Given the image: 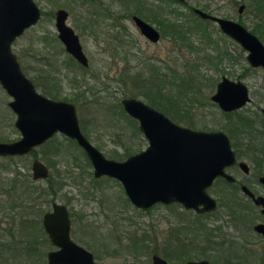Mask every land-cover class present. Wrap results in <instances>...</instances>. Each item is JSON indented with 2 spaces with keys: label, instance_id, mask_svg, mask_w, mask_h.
<instances>
[{
  "label": "rangeland",
  "instance_id": "obj_1",
  "mask_svg": "<svg viewBox=\"0 0 264 264\" xmlns=\"http://www.w3.org/2000/svg\"><path fill=\"white\" fill-rule=\"evenodd\" d=\"M136 1L140 0L127 3L123 0H35L45 13L13 44V50L18 53L19 61L27 76L40 82L37 85L39 91L45 92L39 78L41 74H51L61 79L59 81V96L66 97L69 101H71L74 89L69 83L67 75L76 81L80 87L79 90H85L88 99L86 103L81 104V100L73 101L76 105L79 124L83 132L89 134L91 141L104 154L122 159L126 156L125 147L130 146V151L136 152L147 145L144 135L140 130H134V126L124 115L117 100L125 96V93L128 95V92L134 89L131 80H139L135 72H141L145 77L150 76L151 64H156L161 70L160 73H165L168 78L174 74L175 84H167V91L174 97L185 100L191 107L194 124L189 125L185 120L177 123L199 129L227 131L222 113L215 104L210 102L209 98L222 75L231 79H238V76H241L240 79L249 85L252 99L240 109V112L254 114L256 118L262 120V117L258 115V109L260 105L264 104V71L260 67H252L249 64L246 50L237 41L223 33L213 21H205L191 14L187 4L172 3L168 0H148L149 5L154 7L153 4H155L158 7L156 10L160 14L166 13L167 15L170 9H174L175 12H171L170 17L176 18V11H178L182 20L189 22L192 26V30L185 32L184 36L174 38L164 34L161 35L158 42H150L139 32L131 17L119 15L121 12L126 13L135 9ZM233 1L187 0L189 4L209 9L212 13L220 16L240 20L249 29L252 28L255 22L260 20V16L255 9L246 5L245 0ZM241 4H245V7L239 11L238 8ZM57 7H64L69 11L67 22L79 35L83 49L89 58L91 72H84L62 51L63 45L58 39L55 27L54 12ZM109 10L111 17H104L103 15ZM142 11L150 17L155 14L153 9ZM113 18L116 19L115 23ZM151 23L158 26L154 20H151ZM262 40L264 42V36ZM125 69H127V73H122ZM124 76L126 81H120ZM119 77L121 78L119 79ZM183 83L187 85L182 86ZM137 96L144 99L143 95ZM9 99L11 96L0 85V140H11L20 135L14 125L15 113L7 104ZM200 102L204 104L201 105ZM182 114L188 113L183 110ZM135 124L138 125V122L136 121ZM57 137L64 141V135L58 133ZM253 143V145L261 147L264 141L255 138ZM52 148H54L53 144L50 146L39 145L36 147L37 154L41 158L50 155L48 151H51ZM76 153L84 157L79 150ZM251 158H248V161L254 162ZM31 159L30 156L26 159L15 157V166L23 171L24 164L30 165ZM70 159L71 156H65L62 161L63 165L59 166L63 173L68 170ZM3 163L11 165L7 158L0 157V166ZM88 168L90 170L91 165ZM74 169L78 168L74 166ZM10 176L9 171H3L0 168V181L7 182L6 180ZM237 177L251 178L240 173ZM85 179L88 180L87 185L80 188L67 181L62 191H58V198L60 199V196L66 193L81 194L85 192L87 186L92 185L90 177ZM100 179L98 183L102 186L90 187L88 190H93L94 194L99 196L98 199L105 202L100 204L93 202L85 210L93 207L94 211H100L101 226L110 231V234L99 235V241L108 246L107 251L116 248L121 253L105 252L104 254L99 247L97 252L101 254V258L98 259L97 264H149L150 250H143L142 245L149 243V248H152L157 237L161 240L160 227L166 228L169 224L166 218L174 220L175 214L179 212L180 224H183L185 221L187 222L186 213H189L190 217L193 216V211L187 212L182 205L177 203L170 205L159 203L153 206L148 213L134 207L130 202H127L124 207L120 204V200L125 196L121 183L108 176ZM37 182H41L45 186L47 183L41 178L37 179ZM84 184L86 183L84 182ZM258 188L260 187L258 186ZM103 190L106 192L103 193ZM50 197L51 195L48 196V198ZM120 197L122 198L120 199ZM0 200L3 198L0 197ZM2 204L4 207L0 208V211H6L7 202H0V206ZM47 206H50V202L45 199L42 208ZM218 210L220 211V207ZM148 221L149 225H146ZM2 226H6L5 223H2ZM145 231L151 237L147 240L148 243L144 241L147 236ZM117 232L119 234H115ZM0 234L4 238L2 241H5V245L0 247V250L2 249L0 264H46L41 247L36 246L40 256H35L34 251L28 253L22 248L24 243L16 246L12 241H9V236L7 237L3 229H0ZM38 239L42 240V247L45 249L48 244L44 240V234L41 233ZM159 239L157 242H161ZM97 241V238H93L95 245ZM250 246L256 248L255 244H250ZM19 247L20 249L17 250ZM257 250L262 254L261 246Z\"/></svg>",
  "mask_w": 264,
  "mask_h": 264
},
{
  "label": "water",
  "instance_id": "obj_2",
  "mask_svg": "<svg viewBox=\"0 0 264 264\" xmlns=\"http://www.w3.org/2000/svg\"><path fill=\"white\" fill-rule=\"evenodd\" d=\"M243 8L244 4H241L239 10ZM193 11L216 22L222 32L237 41L246 50L249 64L264 68V42L246 25L199 6H193ZM67 14L65 8L56 10L58 37L70 54L87 64L79 37L66 22ZM40 15V7L34 0H0V85L11 96L7 104L15 113L14 125L20 132V137L15 140H0V154L24 155L59 131L83 148L96 176L106 174L120 180L135 205L146 208L155 202L177 200L185 207L214 209L215 199L205 191V187L217 175L232 179L224 171L225 165L234 163L236 159L228 135L222 130L180 125L140 99L128 96L121 99L122 107L137 120L140 131L148 140L147 148L126 160L107 158L82 132L75 104L40 93L12 51L14 39L25 28L36 24ZM133 20L149 39L159 38L158 30L150 22L138 15H133ZM212 99L223 109L230 110L243 105L250 97L244 81L223 76ZM262 110L264 112V107ZM240 164L245 166L244 161ZM31 172L32 178L37 180L45 178L49 170L36 157L31 162ZM260 180L264 183V175ZM245 190L256 203H262L264 212V198L254 197L251 191ZM43 225L52 242L58 246L48 252V264L95 263L93 253L70 238L64 205L54 202L53 210L43 216ZM257 227L262 228L263 225ZM152 259L153 264H170L158 255H153ZM187 264L208 262L188 261Z\"/></svg>",
  "mask_w": 264,
  "mask_h": 264
},
{
  "label": "flooded vegetation",
  "instance_id": "obj_3",
  "mask_svg": "<svg viewBox=\"0 0 264 264\" xmlns=\"http://www.w3.org/2000/svg\"><path fill=\"white\" fill-rule=\"evenodd\" d=\"M140 2H141L140 5H138L140 9L142 10L145 9V11L149 10V7L151 5H149L148 0H144V1L140 0ZM184 2H186V0ZM153 5L154 7L153 6L152 7L153 9H155V12H156L155 15L156 14L159 15L158 13L159 11L156 10V8L158 7H156L155 4ZM193 6H196V5H193ZM193 6H191L192 10H193ZM244 7H245V4H244ZM58 8L60 7H57L56 10ZM56 10L54 12V18L56 17ZM204 10L212 13L209 9H204ZM40 11H41V15H40V18H41V16L45 12L41 9V7H40ZM67 12L68 14H67L66 22L69 16V11L67 10ZM144 14L148 15L146 13ZM194 14L202 20L213 21L211 19L202 18L195 12ZM133 15H138L145 21H148L151 23V20L145 17V15L141 13L130 12L129 14L128 13L126 14V16L131 17L132 21L134 22ZM103 16L111 17V11L109 10ZM113 19L115 23L116 19L115 18ZM55 21H56V18H55ZM214 23L217 24L216 22ZM67 24L69 23L67 22ZM134 24L138 28L139 32L144 36V38L150 42H158L159 39L161 38V35H164L159 25L157 26L151 23L159 32V38L157 40H151L140 31L139 27L136 25L135 22ZM32 26L33 25H31L28 28H25L23 33L17 36L12 43V51L16 54L18 60H19V56H18V53L15 50H13V44L17 41L18 38H20V36L24 35V32L26 30H28ZM75 33L77 32L75 31ZM57 36H58V31H57ZM62 48H63L62 51L68 55L69 60H73L74 64H77V66L80 67L84 72L88 73L92 71V69H89L90 68L89 58L87 54L85 53L83 46H82V49L87 57V62H88L87 64H83L77 58H75L72 54H70L65 49L64 45ZM44 61L47 62V60H44ZM252 67H260L264 71V68L262 66H252ZM21 68L23 72L26 74L22 65H21ZM126 70L127 69L122 71V73L126 72ZM49 75L47 74L39 75L40 81L42 83L45 82ZM223 76L225 75H222L220 79L217 81L215 89L210 94L209 98H210V102L215 104L219 108L220 112L222 113V117H224V122H225V125L227 126L228 132L224 131L223 129H215V130H222L228 135L230 143H231V147L235 152L236 159L234 163L226 164L224 167V171L230 174L232 176V179H228L224 175H217L214 177L212 182L205 187V191L211 197L215 199V203H216L215 208L210 209V210H199L193 207H185L180 201H177V200L172 201V202H167V203L155 202L147 206L146 208H142V207L135 205L132 202L130 196L126 193L125 187L123 186V184H121L124 189L125 196H124V199H121L122 197H120V199L122 200V201L120 200V204L123 205L124 207L127 204V202H130L132 205H134V207L139 208L143 212L148 213L153 208V206L159 203L162 205H170V204L177 203L179 205H182L185 211L194 212L192 217L189 216V213H186V215L188 216L187 222L185 221L183 224H180L179 212L175 214L174 220L166 218L169 224L166 226V228L160 227L161 231L159 232V235L161 236V240L157 237L155 241L156 243L154 244L152 248H149L150 245L147 242V240H149L151 237L150 235H147L145 231L147 236L144 238V241H146L148 244L144 243L142 245V249L150 250V254H149L150 263L149 264H153V259H152L153 255H158L162 257L170 264H187L188 261L191 262V261H203V260L207 261L208 264H264V212L262 211L263 205L262 203H256L254 201V198L249 193H247V191L245 190L246 188L249 191H251L254 197L261 196L264 198V183L263 181L260 180V177L264 175V144H262L261 147L253 145L254 144L253 141L255 138L262 139L264 141V112L262 110L264 107V104L260 105L258 109V112H259L258 115L262 117V120H259L258 118H256L254 114H250V113L245 114L243 112H240V109L245 107L247 103L250 102L252 99L251 94H250L249 85L245 83L248 87V94H249L250 99L247 100L243 105L239 107H236L230 110L223 109L218 104L217 101L212 99V95L217 90V84L222 79ZM67 77L70 83L72 79L68 75ZM28 78L33 82L35 88L38 90L37 86L35 85V81L37 80H34L29 76ZM55 78L58 81H61V79H58L57 76H55ZM120 78L121 77H119V79ZM123 78L125 79L126 77L124 76ZM240 78L241 76H238V79H231V78L229 79L238 81V80H241ZM72 81H74L73 83L74 85H71V86L79 87V85L76 84L75 80H72ZM131 84L133 85L134 89L128 92V95L127 93H125V96L123 97H128V96L136 97L140 99L142 102H144L145 104L152 106L155 109L163 112L166 116H168L175 123L181 120L193 121L194 116L192 114V110L190 109L191 108L190 105H188L189 103H187L185 100H182L181 98L174 97L169 91H167L166 89L167 84H164V85L152 84L151 85L153 86L152 89L147 88V86H139L138 83L134 84L131 82ZM162 86H165V87H162ZM149 89L155 92L160 90V93L168 92L170 96L173 98L172 100L168 99L169 100L168 101L167 99L163 97V94H160L158 92V93H153L156 98L154 99L155 102H153L150 99H148V96H147V94L150 93L147 91ZM140 90H141V93H140ZM74 91L75 90H73V92ZM39 92L44 95L49 96L48 94L44 92H41V91ZM79 93L80 95H82V97L78 99V100H81L80 103L81 104L86 103L88 99H87L85 90H79ZM137 95H143L144 99L139 98ZM123 97H121L117 101L120 107L122 108L124 115L127 117L128 121L129 119L133 121V122L129 121L133 125V123H135L137 120L124 111L122 104H121V99ZM63 100H67V99H63ZM70 100L72 103L78 101V100H73L71 98ZM203 104L204 103H201V105ZM182 107L187 108V110H184V111L188 114L184 115L186 118L178 119L176 116L180 112L181 113L183 112V110L180 111V108ZM257 121H260V122H257ZM191 128H194V127H191ZM194 129H199V128H194ZM203 130H213V129H203ZM58 133L67 137L65 134L59 131H56L52 136L47 138L45 141H43L39 145L45 144V142H47L50 138L57 136ZM83 133L91 141L89 134L86 132H83ZM19 137L20 135L11 140H15ZM70 139L76 142L74 139L72 138ZM145 139L147 140L146 137ZM3 141H10V140H3ZM147 145H148V140H147ZM147 145L136 152H131L130 146L125 147L126 156L123 157L122 159L116 158V157H109L106 154H104V152L97 145L95 146L99 150H101V152L107 158H112L115 160H126L130 156L137 154L140 151L145 150L147 148ZM37 146L33 147L27 154H29L28 156L32 158L31 162L34 158L37 157L41 159V161L48 167V170H49L48 175L45 178H41V179L42 180L44 179L47 182L46 185H50L51 182L53 183L55 182L54 185L56 187V193L54 195L49 194L51 195L50 198H48L49 195H45V196H42L40 200H36V198H34V195H31L28 192V190L20 191L19 188L16 190H13V189H8L5 186L4 188L1 186L0 187V197L3 198V200H0V202H3V201L7 202L6 204L7 209L6 211H0V229L4 230V233L7 234V237L9 236L8 240L12 241L16 246H18L20 243H24L22 248L25 249V251L28 253L30 251H34L35 256H40V253L37 251L36 246L41 247V249H43V252H44L43 255L45 257L46 264H48V258H47L48 252L51 250L57 249L58 246L55 245L52 242L51 238L49 237L48 232L43 225V216L45 213L51 212L53 210V203L56 202V203H60L65 206V209L67 212V218H68V233H69L70 238L74 242L79 244L80 246L86 248L87 250L93 253V256L95 259L94 264H97L98 259L101 258V254L100 253L98 254L97 252L99 247H101L100 251H103L104 254L105 252L114 253V254H117V252L121 253V251L116 248H112V250L107 251L108 249L106 248L108 246L106 244L103 245V242L101 244V241H99V235L106 236L110 234V231H108L107 229H104V227L101 226L102 221L99 219L100 211L99 210L94 211L93 207L85 210V208L91 206L93 202H98L99 204L105 202L104 200L98 199L99 196L94 194L93 190L89 191L88 189L90 187L94 188V187H98V185L102 186L100 185V183H98L100 182L101 177L103 178V177L108 176L115 180H118V179L112 176L106 175V174H101V175L96 176L89 158L85 154L83 148L79 145H78L79 148L62 149V151H60L59 157L58 156L55 157L53 155L55 151H48L50 155L48 154L47 156H42V158L39 155H37L36 157H33V154L37 153V149H36ZM63 150H70V151H63ZM77 150H79L80 153H82V155H84L85 158L81 156V154L79 156L76 153ZM249 150H251V152H249ZM65 156H71V159L69 160L70 166L68 165V170L65 173H63L62 171H60L59 166L63 165L62 161ZM0 157L7 158V160L11 164L9 165L7 163H3L0 166V168L3 171H9L11 173L10 178L6 180L8 182L13 176L14 171L19 170L15 166L16 164L15 157L19 158V155L18 154H15V155H1L0 154ZM248 158H251L252 160H254V162L252 161L249 162ZM240 161H244L245 166H242L240 164ZM89 165H91L90 170L88 168ZM74 166H76L78 169H74ZM29 167H30L29 173L32 178L31 164L29 165ZM24 170H26V168ZM51 173L55 175L56 180L47 179V177ZM239 173L246 175L247 177H251V178H245V179L238 178L237 175ZM86 177L91 178L90 180H91L92 185L87 186V190H85V192H82L81 194H67L66 193L60 196V199L58 198L57 196L58 191L60 192L62 191V188L64 187V184L67 183V181H69V183H71L72 185H75L80 188L81 186L87 185L88 180L85 179ZM118 181L120 182V180ZM4 182L5 181H0V183H4ZM84 182L86 184H84ZM258 186L260 188H258ZM105 192L106 191L103 190V193ZM45 199L49 200L50 206H47L46 208L43 209L42 203ZM199 206L201 207L202 204L200 203ZM3 207L4 205L2 204L0 208H3ZM219 207H220V211L218 210ZM2 223H5L6 226H2ZM37 223L39 227L38 226L36 227ZM146 225H149V221L147 222ZM259 225H263V227L262 228L257 227ZM181 228L182 230L187 231V233L181 234ZM164 230H165V234H164ZM39 233L44 234V240L48 244L45 249L42 247L43 246V244L41 243L42 240L38 239L40 235ZM115 234H119V233L117 232ZM93 238L98 239L96 245L93 242ZM2 239L4 238H2V235L0 234V247H3L5 245L4 243L5 241L3 242ZM157 239H159L161 242H157L158 241ZM250 244H255L256 248L253 246H250ZM99 245H102V246H99ZM259 246L262 247V254H260L257 250ZM20 247L17 250H19ZM127 250L129 249L127 248ZM1 251L2 249L0 250V252ZM59 264H69V263H59Z\"/></svg>",
  "mask_w": 264,
  "mask_h": 264
},
{
  "label": "trees",
  "instance_id": "obj_4",
  "mask_svg": "<svg viewBox=\"0 0 264 264\" xmlns=\"http://www.w3.org/2000/svg\"><path fill=\"white\" fill-rule=\"evenodd\" d=\"M125 3H127L128 1H134V0H123ZM169 2H180L178 0H168ZM233 1V0H230ZM234 2V1H233ZM246 5L249 8H253L255 9L256 13L258 14V16H260V20L258 22H255V24L253 25L252 28H250V30L252 32H254L258 37H260L262 39V37L264 36V0H245ZM140 1H136V6L135 9L128 11L127 13L129 14L130 12H136V13H141L143 15H145L144 11H142V9H140V7L138 5H140ZM184 4H187L189 11L191 12V14L195 15L192 7L193 5L189 4L186 0V2H182ZM149 9H153L152 6L149 7ZM155 12V9H153ZM171 12H175L174 9H170L169 10V16L166 15V13L164 14H160L155 16V14H153V16H148L145 15V17H147L150 20H154L157 22V24L159 25V27L161 28L163 34H168L171 35L172 37H177V36H184L185 32H190L192 30V26L189 24V22L187 23L185 20H182L181 14L180 12L176 11V18L170 17V13ZM125 12H121L119 13V15H125ZM156 13V12H155ZM240 21V20H239ZM63 50V49H62ZM160 69L159 67H157L155 64L150 65V76H142L141 72H135L136 77L139 78L136 80H131L132 83H138L139 86H147V88H153V86H151L152 84H175V81L173 79L174 74L172 75L171 78H168L167 75L165 73H160ZM36 80V79H34ZM121 81H125L124 78H121ZM40 82L35 81V85H39ZM71 85H74V81H70ZM185 86L187 85L186 83H183ZM43 85V90L45 91L44 93L48 94L49 96L53 97V98H57V99H66V97L64 98H60V87H59V81L55 78V76H51L49 75L48 78L46 79L45 82L42 83ZM151 86V87H150ZM177 86V85H176ZM183 86V85H182ZM73 87V86H72ZM165 87V86H162ZM155 88V87H154ZM73 89L75 90L73 93V96L71 97V99L73 100H78L80 99V97H82V95H80L79 93V87H73ZM158 89V88H157ZM148 93V99H150L151 101L155 102L154 99L155 96L153 93H160V90H158L157 92L152 91V90H147ZM133 93V92H131ZM141 93V90H140ZM160 94H163V97L165 99H170L172 100L173 97L170 96V94L168 92H162ZM169 101V100H168ZM122 109V108H121ZM181 110H187L186 107H182L180 108ZM184 115L186 114H182L181 112L176 116L178 119H184L186 118ZM129 118V117H128ZM130 122H133L132 120L129 119ZM189 125H193L194 122L191 120H187L186 121ZM134 126V130L138 131L139 127L137 124L133 123ZM64 141L60 140L57 136H54L52 138H50L47 142H45V145H54V148L51 149V151H55L54 152V156H60V151H62V149L66 148H79L78 145L76 144V142H74L73 140H71L70 138H67L64 136ZM55 149V150H54ZM31 154V153H30ZM29 154H26L24 156H19L20 159H26V157H28ZM32 155V154H31ZM38 154H33V157H36ZM77 155V154H76ZM24 167L26 168V170H24L23 172L20 170H16L14 171L13 176L11 177L10 181L8 182H4V183H0V187L2 186L4 188V186L8 189H20V191L22 190H28V192L31 195H34V198H36V200H40V198L42 196L45 195H49V194H55L56 193V187L54 185L53 182H51L50 185H46L44 186L43 184H41V182H37V180H33L30 176L29 173V165L27 163L24 164ZM60 173V172H59ZM61 174V173H60ZM47 179H55L56 177L55 175H53L52 173L47 177ZM19 185V186H18ZM38 226V223H37ZM187 231L182 230L181 228V234H186ZM183 241V240H182Z\"/></svg>",
  "mask_w": 264,
  "mask_h": 264
}]
</instances>
